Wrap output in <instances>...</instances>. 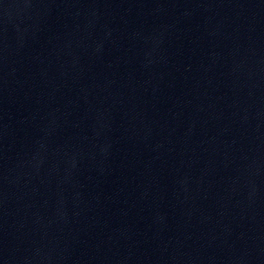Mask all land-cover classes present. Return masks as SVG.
Wrapping results in <instances>:
<instances>
[{
  "label": "water",
  "instance_id": "95a60500",
  "mask_svg": "<svg viewBox=\"0 0 264 264\" xmlns=\"http://www.w3.org/2000/svg\"><path fill=\"white\" fill-rule=\"evenodd\" d=\"M0 264H264V0H0Z\"/></svg>",
  "mask_w": 264,
  "mask_h": 264
}]
</instances>
